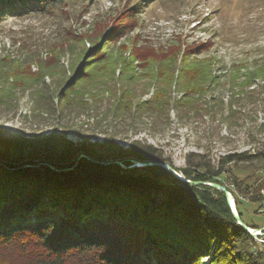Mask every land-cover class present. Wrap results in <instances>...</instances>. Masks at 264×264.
<instances>
[{
	"label": "trees",
	"instance_id": "16d2710c",
	"mask_svg": "<svg viewBox=\"0 0 264 264\" xmlns=\"http://www.w3.org/2000/svg\"><path fill=\"white\" fill-rule=\"evenodd\" d=\"M61 1L0 0V22L26 13L53 14ZM134 9L130 7L132 15L122 12L114 18L116 27L107 35L106 51L120 44L138 24L141 11ZM206 44L177 40L163 47L143 41L129 50L128 63L149 71V78L157 83L151 98L135 105L137 111L166 107L179 86L184 96L175 100L176 105L198 101L194 97L203 96V84L216 79L211 70L215 59L200 58L210 49ZM102 55L97 51L91 55V61L106 63L94 67L96 77L104 71L115 72L106 69L113 63L100 61ZM30 58L22 61L0 51L1 112L15 110L12 101L17 99L19 85L25 88L29 80L39 84L46 76L44 70H31ZM52 61V57L47 60L48 66L55 64ZM242 68L246 66L234 65L232 71L239 73ZM263 71L264 66L247 72L245 79L264 80ZM81 73L76 74L84 78ZM114 103L122 114L131 113L133 105L126 95ZM0 147L18 151L11 156L0 150V264H204V260L208 264H264V244L238 224L224 192L184 183L161 166L129 168L135 162H164L176 170L151 145L134 141L126 151L112 142L76 147L52 133L41 140L0 137ZM80 153L90 159L81 158L74 171L58 172L39 165L52 160L56 168H68ZM66 156L73 162L65 166L61 162L69 160ZM254 159L247 154L228 156L216 170L212 164L194 163L189 157L188 167L176 171L195 182L224 185L221 176L232 173L224 164L236 166ZM234 186L243 189L238 181ZM244 190L248 193L250 188ZM234 201L247 224L240 199Z\"/></svg>",
	"mask_w": 264,
	"mask_h": 264
},
{
	"label": "rangeland",
	"instance_id": "374dc122",
	"mask_svg": "<svg viewBox=\"0 0 264 264\" xmlns=\"http://www.w3.org/2000/svg\"><path fill=\"white\" fill-rule=\"evenodd\" d=\"M130 7L141 11L138 24L106 51L114 18L134 14ZM177 40L207 43L210 49L200 58L215 59V82H205L203 96L196 95L198 101L190 105L174 103L184 96L179 86L166 107L137 111L135 105L149 100L157 83L149 71L128 63V52L143 41L168 47ZM0 51L22 61L31 57V70L46 74L39 84L29 80L25 88L19 85L15 110L0 111V137L41 140L56 133L76 147L112 142L125 151L139 141L160 151L176 170L188 167L189 157L216 170L228 156L256 157L236 166L224 164L232 173L221 176L224 185H219L240 199L247 224L264 233V80L245 79L247 72L264 66V0H62L53 14L1 20ZM96 51L103 54L100 61L113 63L105 67L114 73L95 76L94 67L106 64L91 61ZM51 57L55 64L48 66ZM234 65L246 68L233 73ZM80 71L84 78L76 74ZM121 95L132 102L131 113L122 114L115 105ZM0 150L11 156L18 152ZM237 181L243 189L234 186ZM254 239L264 244V235Z\"/></svg>",
	"mask_w": 264,
	"mask_h": 264
},
{
	"label": "water",
	"instance_id": "95a60500",
	"mask_svg": "<svg viewBox=\"0 0 264 264\" xmlns=\"http://www.w3.org/2000/svg\"><path fill=\"white\" fill-rule=\"evenodd\" d=\"M81 158H86V159H90L85 153H80L79 156L76 159V163L68 168H56L55 165L53 164V161H42L39 163V165H48L49 167H51L53 170L58 171V172H64V171H69L72 170L73 168H75L79 161L81 160ZM67 164H65L66 166ZM30 167H34V165H27ZM149 166H161L165 169H167L175 178H177L178 180L187 183V184H193V185H208L211 186L217 190H221L222 192L225 193L227 201H228V205L230 206V209L232 211V214L235 218V220L238 222V224L244 228L252 237H259L264 235V233H256V231H252L250 229V227L242 220L241 216L234 211V209L232 208L231 205V194L227 191V189L225 187H222L221 185L217 184V183H203V182H192L190 180H187L182 174H180L179 172H177L171 165L164 163V162H135V165L130 167V168H135V167H149ZM13 167H18V166H13Z\"/></svg>",
	"mask_w": 264,
	"mask_h": 264
},
{
	"label": "bare ground",
	"instance_id": "6f19581e",
	"mask_svg": "<svg viewBox=\"0 0 264 264\" xmlns=\"http://www.w3.org/2000/svg\"><path fill=\"white\" fill-rule=\"evenodd\" d=\"M231 205H232V208L234 209V211H236L237 212V208H236V205H235V201H234V199H233V197L231 196ZM238 213V212H237ZM252 231H256V233H261V231L260 230H257V229H252V228H250Z\"/></svg>",
	"mask_w": 264,
	"mask_h": 264
}]
</instances>
